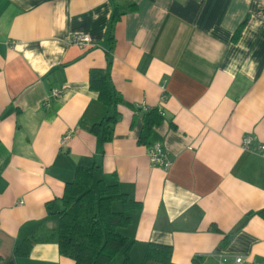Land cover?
Instances as JSON below:
<instances>
[{"label": "crops", "instance_id": "obj_1", "mask_svg": "<svg viewBox=\"0 0 264 264\" xmlns=\"http://www.w3.org/2000/svg\"><path fill=\"white\" fill-rule=\"evenodd\" d=\"M113 1L125 13L110 31ZM113 1L0 0V264H74L56 243L26 256L14 246L57 227L45 205L79 166L140 203L121 230L127 264L150 242L170 245L176 264H264V219L247 218L264 209V0ZM76 33L90 44H70ZM107 53L123 103L102 142L91 129L107 108L88 76ZM149 108L163 116L150 143L167 171L138 142Z\"/></svg>", "mask_w": 264, "mask_h": 264}, {"label": "trees", "instance_id": "obj_2", "mask_svg": "<svg viewBox=\"0 0 264 264\" xmlns=\"http://www.w3.org/2000/svg\"><path fill=\"white\" fill-rule=\"evenodd\" d=\"M113 4L110 31L125 13L114 1ZM134 8V3H128L127 10ZM238 31L239 29L236 35ZM109 35L112 40L111 33ZM106 61L104 68H91L88 76L89 88L97 92L98 100L107 108V114L91 129L101 136L102 142L112 139V126L119 119L117 106L123 103L121 94L111 81L109 53L106 54ZM162 120L163 116L158 109H147L142 116L143 124L138 142L149 146L153 127L159 125ZM96 174V166L77 167L73 179L65 184L62 196L45 205L47 213L58 218L57 227L53 230L37 229L14 246V254L26 256L34 243L52 242L58 245L60 254L72 259L74 264H127L132 240L121 230L131 222L127 212L140 208V203L122 192L117 182L95 180ZM115 203H120L121 209L116 210ZM252 214L264 219V209L249 213L247 218ZM213 230L218 231L216 227H213ZM230 235L225 236L223 243ZM119 253H122L123 258L117 263L115 257ZM171 255L170 245L150 242L146 244L140 264H176Z\"/></svg>", "mask_w": 264, "mask_h": 264}, {"label": "built area", "instance_id": "obj_3", "mask_svg": "<svg viewBox=\"0 0 264 264\" xmlns=\"http://www.w3.org/2000/svg\"><path fill=\"white\" fill-rule=\"evenodd\" d=\"M68 42L70 44H75L80 47H87L90 44V38L87 34L76 33L69 37ZM61 93L60 89H52L51 96L57 97ZM70 137V132L64 135L61 143H64ZM252 139L250 136H245L242 140V144L245 148H248L251 145ZM259 150L264 148L261 144L257 147ZM147 156L152 165L162 167L165 171H167L171 165L167 154L162 150L159 143H151L147 146ZM232 264H247L241 256H235Z\"/></svg>", "mask_w": 264, "mask_h": 264}]
</instances>
